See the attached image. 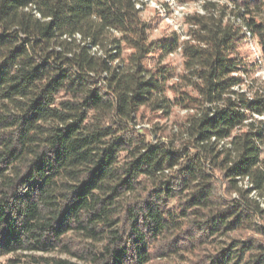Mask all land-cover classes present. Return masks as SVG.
<instances>
[{"label":"clouds","instance_id":"obj_1","mask_svg":"<svg viewBox=\"0 0 264 264\" xmlns=\"http://www.w3.org/2000/svg\"><path fill=\"white\" fill-rule=\"evenodd\" d=\"M76 2L0 15V264H264V0Z\"/></svg>","mask_w":264,"mask_h":264},{"label":"trees","instance_id":"obj_2","mask_svg":"<svg viewBox=\"0 0 264 264\" xmlns=\"http://www.w3.org/2000/svg\"><path fill=\"white\" fill-rule=\"evenodd\" d=\"M119 2L120 0H113V3L111 5H105L102 2V0H77V2L71 6L68 5L60 6V10L63 11V8L65 7L68 8V10L72 13L69 19L75 23H79L80 20L85 19L88 15H90L91 11L94 8H99L101 14L104 16V20L106 23H112V22L120 23L124 20L125 17L124 14L120 13L117 8ZM19 6H20V0H13V3L10 5L6 3L3 6V8L0 9V15L7 18L12 13V9ZM113 8H117V11L113 12L112 10ZM45 35H47V33H45ZM13 51H18V50H13ZM220 67L223 68V65L221 64ZM13 87H15V85ZM7 122L8 119L5 118V123ZM78 147L79 145H73L72 150L76 151ZM233 223H235V221H233ZM229 228H231V225H229Z\"/></svg>","mask_w":264,"mask_h":264}]
</instances>
